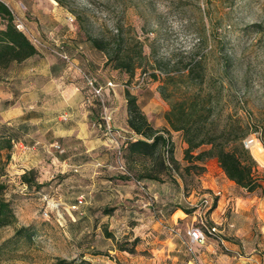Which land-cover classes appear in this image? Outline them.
<instances>
[{"label":"rangeland","instance_id":"374dc122","mask_svg":"<svg viewBox=\"0 0 264 264\" xmlns=\"http://www.w3.org/2000/svg\"><path fill=\"white\" fill-rule=\"evenodd\" d=\"M3 1L33 35L62 45L99 83L111 80L110 107L117 105L118 92L121 97L126 91L148 92L153 110L167 111L169 101L159 94L167 71L180 76L176 89H167L173 100L190 101L189 93L200 87L197 99L210 100L208 127L235 129L256 161L254 175L261 186L247 191L229 185L214 158L194 167L184 158L181 132L169 134L178 162L171 163L172 169L157 153L134 159L122 145L118 151L97 127L99 106L84 101L87 88L78 71L38 46L36 55L0 70V124L17 137L9 157L6 150L0 152V196L16 217L14 224L0 227V264H55L59 259L192 264L206 249L195 245L190 250L185 232L196 221L194 205L213 191L205 187L208 171L233 194L262 198L264 209V0ZM4 23L0 17V28ZM94 39L108 50L120 42L132 58L133 74L106 62ZM196 60L200 64L189 79L187 66ZM158 118L154 114L151 122ZM122 122L118 111L114 124ZM249 140L262 147L263 157H255ZM24 172L32 176L31 184L22 181ZM146 172L158 179L140 177ZM79 195L83 204L70 211ZM246 222H240L242 227ZM22 225L32 227V237L3 244ZM248 226H264V210L262 217L252 212Z\"/></svg>","mask_w":264,"mask_h":264},{"label":"trees","instance_id":"16d2710c","mask_svg":"<svg viewBox=\"0 0 264 264\" xmlns=\"http://www.w3.org/2000/svg\"><path fill=\"white\" fill-rule=\"evenodd\" d=\"M59 2V0H56ZM0 17L5 21L4 26L0 28V70L8 67L11 63H19L38 53L37 47L30 41L29 37L17 29L13 13L3 2H0ZM94 45L104 51L106 54V62L114 61V68L126 71L131 75L135 66L132 64V58L128 51L122 50L120 42L112 49L108 50L95 39ZM62 49L66 52L62 45ZM67 53V52H66ZM68 54V53H67ZM69 55V54H68ZM137 55L142 57L141 48H138ZM200 60H196L192 65L187 66L186 77L192 78L194 69L199 66ZM1 75V74H0ZM197 75L200 76V73ZM176 74L165 72V76L159 86V94L164 100L169 101V109L165 111L164 117L168 123V128L163 130L155 129L148 121L146 115L137 103V97L129 91L125 92L127 103V125L140 137L126 140L122 144V149L128 157L137 158V156L147 157L155 156L157 153L160 160L168 168L172 169L171 163H178L173 157L171 143L169 140L170 130L182 133L186 147L184 148V158L188 159L192 165L197 166V162L204 163L205 160L215 159L218 166L222 169L228 179L233 181L239 187L252 191L261 186V183L254 175L256 161L251 156L249 150L242 145L241 137L235 129L227 130L221 128L218 130L213 126L208 127V120L211 116V107L209 101H199L197 97L201 95V88H197L196 92H190L189 98L171 99V93L167 91L169 86L176 89L178 79ZM203 80L201 75L200 81ZM191 80L187 84H191ZM203 96L207 97L206 94ZM213 125V124H212ZM167 135H166V134ZM17 138L13 131L9 130L5 125L0 124V152L6 150L9 157V150L12 147L13 140ZM206 147L202 148V146ZM195 151V152H194ZM167 154V160L165 158ZM1 170V166H0ZM140 177L158 179L156 174L146 172ZM22 181L31 184L32 176L29 172L21 175ZM3 186L0 185V189ZM216 205L214 200L211 211ZM193 210V209H192ZM186 210L187 212L192 211ZM16 221L15 214L8 200L0 196V227L14 224ZM33 235L31 226H18L13 234L3 241V244L17 241L19 239H30ZM127 250V248H120ZM127 251H133L130 248ZM65 259H59L55 264H70Z\"/></svg>","mask_w":264,"mask_h":264},{"label":"crops","instance_id":"0c3cea01","mask_svg":"<svg viewBox=\"0 0 264 264\" xmlns=\"http://www.w3.org/2000/svg\"><path fill=\"white\" fill-rule=\"evenodd\" d=\"M108 91L109 89L106 88L107 95L109 94ZM116 95L118 97V102L117 105L113 106L115 110L113 115V124L118 111H120L123 114V122L119 126L114 125L130 129L127 125L128 112L126 97L125 95L121 97L119 92ZM136 97L138 105L152 126L168 128V123L164 117L166 110L165 107L153 110L154 101L150 98L148 92H142ZM154 114H160V118L156 119L157 121H154L153 124L151 119ZM170 131L171 133L178 132L173 130ZM137 137L140 136L137 134ZM215 163L218 170L226 177L217 162ZM206 175L208 179L204 182L205 187L213 191H220V195L216 198V205L211 211H209L208 215L212 222L221 224L220 227L223 229L224 242L223 244H219L214 239L208 238L204 245H198L206 249L198 255L199 262L204 264H264V226L259 228H256L255 226H248V223L251 220L252 212H254V215H257V217H262L264 210L261 203L262 198L251 196L239 197L238 195L233 194L227 187L218 185L214 176L211 175V172L208 171ZM226 179L228 180L229 185L234 183L227 177ZM229 208H231V212H233V219H237L239 221L237 226L232 222V217H228ZM195 213L196 212H194V214ZM245 220L247 222L243 224H246L247 226L242 227L240 222ZM230 234L235 237H227V235Z\"/></svg>","mask_w":264,"mask_h":264},{"label":"built area","instance_id":"2783aa9c","mask_svg":"<svg viewBox=\"0 0 264 264\" xmlns=\"http://www.w3.org/2000/svg\"><path fill=\"white\" fill-rule=\"evenodd\" d=\"M0 2L5 3L3 0ZM8 5L7 3H5ZM14 24L17 29L24 32L30 39V41L35 45V47H45L50 50L53 54L57 55L61 59H63L70 68H74L80 76L82 77L85 86L87 88V94L85 96L84 101L86 103L95 102L97 106H99V119L97 121V126L102 131L105 138L112 144L113 147L117 148L118 151L121 148V145L128 139H132L137 137V134L131 130L123 127H117L113 124V115L114 108L108 105V98L106 93L107 89H112L114 84L111 80H107L103 85L98 83L95 76L90 74L89 72L81 69L75 62H73L70 56L60 47L59 44L49 45L46 42L42 41L37 36L33 35L27 27L24 25L20 17L13 15ZM144 76L141 77L139 85H143ZM252 140H249L247 143H250ZM59 146V145H57ZM167 160V154L165 156ZM124 173H127L124 166H120ZM139 182V181H138ZM220 195V191H212L211 193L206 194L200 201L194 205L195 207V223L191 224L186 229V236L188 239V245L190 250H192V246L195 245H204L208 238L214 239L217 243L223 244V229H221V224L214 223L209 218V210L216 199ZM84 199L83 195H79L76 197L74 202L69 205L70 211H77L83 204ZM176 235H179V229L175 227L170 228ZM192 264H204L200 263L198 260V256H194Z\"/></svg>","mask_w":264,"mask_h":264},{"label":"bare ground","instance_id":"6f19581e","mask_svg":"<svg viewBox=\"0 0 264 264\" xmlns=\"http://www.w3.org/2000/svg\"><path fill=\"white\" fill-rule=\"evenodd\" d=\"M252 144V152L254 153L256 158H261L262 156V147L254 140L251 142ZM262 161V160H261Z\"/></svg>","mask_w":264,"mask_h":264}]
</instances>
